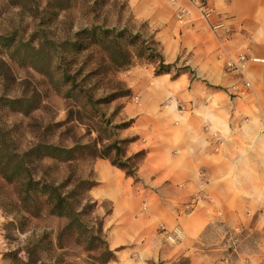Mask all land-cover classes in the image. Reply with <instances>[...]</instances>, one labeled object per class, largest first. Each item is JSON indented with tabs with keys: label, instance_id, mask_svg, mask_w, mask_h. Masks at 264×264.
Listing matches in <instances>:
<instances>
[{
	"label": "rangeland",
	"instance_id": "obj_1",
	"mask_svg": "<svg viewBox=\"0 0 264 264\" xmlns=\"http://www.w3.org/2000/svg\"><path fill=\"white\" fill-rule=\"evenodd\" d=\"M93 2L0 0V128L9 147L19 153L37 143L72 148L68 157L63 153L33 159L28 163L33 177L68 185L67 190L77 181H86L77 190L76 209L87 203L84 199L96 202L94 211L87 209L81 221L93 227L96 217L103 218V235L115 257L119 252L121 262H128L161 233V262L168 264L181 256L185 237L179 225L164 227L160 198L153 192L171 198L178 196L177 192L171 188L161 191L165 183H152L143 178V172L137 174L139 165L138 181L127 176L111 164L114 152L109 148L117 142L125 159L135 154L131 143L144 139L146 147L138 151L143 152V160L156 152L155 145L163 140L167 119H157V110L154 115L139 112L147 100V105H152L157 95L156 80L150 73L153 62L134 56L135 48L126 46L132 54L131 64L116 68L101 47L84 39L85 33L76 35L95 26L126 27L152 44L153 29L134 19L126 0ZM179 69L182 67L171 70V79ZM135 84L137 90H132ZM3 98L25 101L23 105L3 106ZM170 106L179 111L190 109L175 96L165 99L157 109L169 110ZM203 187L202 180L191 201L175 206L181 216L203 198ZM66 222L64 217L51 214L44 198L35 205L20 201L16 185L0 177V264H96L94 254L75 237L65 236L58 243ZM219 234L232 245L233 254L225 257L227 263L248 264L250 257H255L258 264H264V237L260 233L235 225L221 233L214 230L209 243H217ZM114 260L107 264H116ZM199 261L198 257L190 260L192 264Z\"/></svg>",
	"mask_w": 264,
	"mask_h": 264
},
{
	"label": "crops",
	"instance_id": "obj_2",
	"mask_svg": "<svg viewBox=\"0 0 264 264\" xmlns=\"http://www.w3.org/2000/svg\"><path fill=\"white\" fill-rule=\"evenodd\" d=\"M126 2L134 19L153 29L163 63L187 69L171 79V73L155 75L157 63H153L150 73L157 95L152 105L147 100L139 112L154 115L157 110L154 116L167 119V127L156 152L139 163L137 174L143 172V178L152 183H165L161 191L177 192L175 198L153 193L160 198L164 227L179 225L184 233L180 254L191 262L198 257L201 261L196 264H231L225 257L233 254L232 245L226 243L225 235L209 243L214 230L221 233L238 225L264 237V0H204L214 11L208 23L222 19L226 25L215 31L200 17L196 0ZM181 9L188 12L184 22L177 20ZM240 53L247 57L244 71L228 73L225 61ZM243 81L250 84L249 91L234 96L233 87ZM132 90H137L136 84ZM172 96L182 98L190 109H157ZM145 141L131 143L133 153L144 149ZM202 180L206 200L200 198L193 210L181 216L175 206L191 201ZM162 236L155 235L126 263L116 252L113 262L163 260ZM248 264H258V259L250 257Z\"/></svg>",
	"mask_w": 264,
	"mask_h": 264
},
{
	"label": "trees",
	"instance_id": "obj_3",
	"mask_svg": "<svg viewBox=\"0 0 264 264\" xmlns=\"http://www.w3.org/2000/svg\"><path fill=\"white\" fill-rule=\"evenodd\" d=\"M99 1L94 0L93 4H98ZM83 33L86 34L84 39H87L92 45L101 47L106 52L110 64L116 68H123L131 64L132 54L126 49V46H131L135 48V51H133L134 56L147 57L150 62L157 63L154 70L155 75L170 74L171 70L175 69L174 64L166 65L163 63V57L157 51L154 41L152 44H149L140 34L136 33L133 35L126 27L116 29L95 26L77 32L76 35L79 37ZM127 38H130L129 42L123 44L122 41ZM186 71V68L179 69L174 77L176 78ZM2 100L3 106H10L12 104L23 105L22 102L25 101L24 99L7 98H3ZM109 148L114 152V160H111V164L123 170L127 176L138 181L136 170L142 160L141 155H143V152L135 153L124 159L122 150L117 142L112 143ZM72 151V148L60 149L56 146L37 143L19 153L9 147L6 135L0 128V177L7 183L16 185L20 201L35 205L37 201L44 198V203L49 207L51 214L64 217L67 220L58 234L59 244L62 243L65 236L75 237L78 244L85 246L88 252L94 254L93 259L96 264H107L114 260L115 255L110 250L103 235V218L96 217V223L93 227H87L81 221V215L87 212V209H90L91 213L94 211L96 202H92L89 198L84 199L87 203L80 205V209H76L75 202L79 204V200L77 201V190L83 184H87L86 181H77L71 184L70 189L67 190L69 188L68 185L65 186L64 184L60 186L48 183L40 178L35 179L28 164L33 159L42 160L45 156H59L58 154L64 153L68 157ZM138 157L139 160L134 163L133 160ZM31 253L32 250L29 249L27 251L28 261L30 260ZM152 264L163 263L159 261ZM168 264H191V262L188 257L181 254V256L172 262L170 261Z\"/></svg>",
	"mask_w": 264,
	"mask_h": 264
},
{
	"label": "built area",
	"instance_id": "obj_4",
	"mask_svg": "<svg viewBox=\"0 0 264 264\" xmlns=\"http://www.w3.org/2000/svg\"><path fill=\"white\" fill-rule=\"evenodd\" d=\"M198 1L195 4L196 9L199 12L200 17L205 20L208 23V19L213 15V9L210 8L204 0H196ZM188 15V12L185 9H181L177 13V20L179 22H184L185 16ZM210 29L212 31H215L217 29L226 28L225 23L222 19H220L217 22L214 23H208ZM247 57L240 53L235 57H230L225 61V69L228 73H231L233 75L241 74L246 66ZM250 89V84L247 81H243L241 85H235L233 87L234 90V96L242 95L244 93H247Z\"/></svg>",
	"mask_w": 264,
	"mask_h": 264
}]
</instances>
